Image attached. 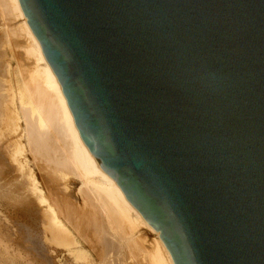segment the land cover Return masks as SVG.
<instances>
[{
  "label": "water",
  "instance_id": "1",
  "mask_svg": "<svg viewBox=\"0 0 264 264\" xmlns=\"http://www.w3.org/2000/svg\"><path fill=\"white\" fill-rule=\"evenodd\" d=\"M95 170L174 264H264V0H18Z\"/></svg>",
  "mask_w": 264,
  "mask_h": 264
},
{
  "label": "bare ground",
  "instance_id": "2",
  "mask_svg": "<svg viewBox=\"0 0 264 264\" xmlns=\"http://www.w3.org/2000/svg\"><path fill=\"white\" fill-rule=\"evenodd\" d=\"M0 264H174L94 169L18 0H0Z\"/></svg>",
  "mask_w": 264,
  "mask_h": 264
},
{
  "label": "rangeland",
  "instance_id": "3",
  "mask_svg": "<svg viewBox=\"0 0 264 264\" xmlns=\"http://www.w3.org/2000/svg\"><path fill=\"white\" fill-rule=\"evenodd\" d=\"M145 236L147 237V239H151V235L149 233H145Z\"/></svg>",
  "mask_w": 264,
  "mask_h": 264
}]
</instances>
